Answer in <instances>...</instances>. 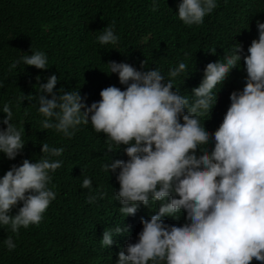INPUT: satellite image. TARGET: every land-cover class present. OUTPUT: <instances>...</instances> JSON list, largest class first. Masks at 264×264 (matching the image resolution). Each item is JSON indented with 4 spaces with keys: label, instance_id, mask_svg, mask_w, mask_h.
Instances as JSON below:
<instances>
[{
    "label": "clouds",
    "instance_id": "obj_1",
    "mask_svg": "<svg viewBox=\"0 0 264 264\" xmlns=\"http://www.w3.org/2000/svg\"><path fill=\"white\" fill-rule=\"evenodd\" d=\"M217 5L216 0H180L178 17L197 28ZM256 29L258 38L251 41L237 30L220 34L213 25L207 28L203 38L220 55L206 57L199 68L191 101L174 88L175 78L187 72L185 62L170 68L167 77L160 66L145 69V61L108 62L107 74H117L124 90L99 75L91 87L61 88L59 95L53 91L57 75L39 84L40 93L51 95L36 97L43 129L71 138L78 126L87 125L111 154L101 168L115 184V206L94 203L96 218L75 216L69 227L73 241L87 243L114 264H264V22L257 20ZM97 39L100 45H117L114 24ZM155 39L145 48L147 58L162 55L163 39ZM21 62L49 68L41 51L10 68ZM237 70L246 71L245 84L230 93L223 117L213 90L237 86L231 80ZM2 111L0 123L6 127L0 128V152L14 160L25 146L24 131L12 123L9 103ZM63 151L42 143L40 160L0 169V225L12 233L41 226L57 193L67 201L80 189L89 190L88 203L107 195L92 194V180L82 181L83 167L53 159ZM58 169L53 186L50 173ZM140 207L151 211L136 216ZM5 244L9 251L16 247L11 236Z\"/></svg>",
    "mask_w": 264,
    "mask_h": 264
},
{
    "label": "trees",
    "instance_id": "obj_2",
    "mask_svg": "<svg viewBox=\"0 0 264 264\" xmlns=\"http://www.w3.org/2000/svg\"><path fill=\"white\" fill-rule=\"evenodd\" d=\"M153 3L154 0H0V121L5 116L3 106L9 103L13 111L12 123L23 129L25 142L14 160L0 152V169L4 167L8 171L13 164H22L24 159L33 163L40 160L42 143H48L50 147L64 149L60 157L53 159L62 160L63 165L84 168L82 181L85 177L92 180V194H107L103 199L88 203L89 190L80 189L67 201L57 193L43 214L41 226L21 227L18 233H12L10 227L0 225V264H114L113 259L93 253L87 243L73 241L69 230L78 214L97 217L93 213L94 203L115 206V184L101 168L111 154L101 135L87 125L78 126L71 138L55 129H43L44 117L38 112L36 97L43 94L51 99V95L40 93L39 84L57 75L58 83L53 91L59 95L61 88L67 92L85 84L91 87L99 75L124 90L117 74H107L110 73L108 62L145 61V69L160 66L165 77L170 68L185 62L187 72L175 78L174 88L191 101L194 99L192 89L200 84L197 81L199 68L206 57L220 55L219 50L203 38V33H209L207 28L213 25L220 34L237 30L246 34L245 39L252 37V41L258 38L256 21L264 22V0H216V11L206 15L204 24L197 28H190L179 19L180 0H155L156 10H153ZM113 24L119 36L118 44L100 45L97 37L101 30ZM155 38L163 39L162 55L147 58L145 48L151 46ZM36 51L46 54L47 70L22 62L10 68L14 61ZM245 79L246 71L237 70L231 78L237 86L227 90L218 85L213 90L217 93L223 117L230 105V93L242 91ZM29 94L33 100H23L24 95ZM206 119L207 116L201 117V123L205 124ZM5 127L0 123V128ZM59 170L50 173L53 186L58 183ZM150 211L140 207L136 216L147 215ZM10 214L17 212L12 210ZM182 214L185 217L186 213ZM9 236L16 244L12 251L5 244ZM253 264L258 262L253 261Z\"/></svg>",
    "mask_w": 264,
    "mask_h": 264
}]
</instances>
